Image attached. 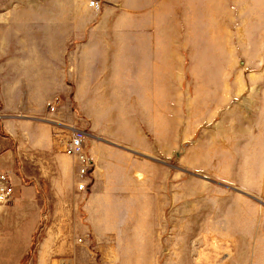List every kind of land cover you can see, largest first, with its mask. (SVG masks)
I'll list each match as a JSON object with an SVG mask.
<instances>
[{"label":"rangeland","instance_id":"rangeland-1","mask_svg":"<svg viewBox=\"0 0 264 264\" xmlns=\"http://www.w3.org/2000/svg\"><path fill=\"white\" fill-rule=\"evenodd\" d=\"M91 1L0 0V154L37 187L0 203V264H264V0ZM115 8L137 47L86 40ZM58 9L53 79L13 31Z\"/></svg>","mask_w":264,"mask_h":264},{"label":"crops","instance_id":"crops-1","mask_svg":"<svg viewBox=\"0 0 264 264\" xmlns=\"http://www.w3.org/2000/svg\"><path fill=\"white\" fill-rule=\"evenodd\" d=\"M31 12H34L36 15V12L39 11ZM104 12V15H110L113 17V22H110L108 19V22L86 26L87 29L89 28V30H85L86 40H93L94 32H101V35L97 37L102 38L103 41L109 39L118 42L112 46L137 47V26L136 24L125 23L124 20V17L135 15L136 12L128 11L125 8L107 9ZM57 14H61L60 9L54 10L53 13L49 11L48 14H45L46 16H53L52 18H45L41 23L38 24H30L28 26V34H22V30L13 31L15 45L23 46L28 43L29 48L34 49L30 56V58L34 60L31 59L30 62L39 63L38 65H46V71L48 75L46 78L53 79L56 78L53 75H55L56 72H59V68L62 63L61 46L63 39L61 25L58 24V18L55 16ZM30 15H33V13ZM95 26L97 27L95 28ZM69 32H71L69 35L70 39L72 38L71 34L75 33L77 35L74 30ZM52 64L54 66L48 67ZM49 73H52V76L49 75ZM55 96L57 95L53 93L50 102L53 101L52 99L56 98ZM68 138L69 136H67V139ZM19 156L20 155H18V152L7 147L6 151L0 154V174L6 173L8 179L10 180L9 183L13 187V200L15 199L16 201L15 205L26 209L29 207L31 208V204L33 205L32 201H30L28 192L31 190L32 186L34 190L37 189V187L35 188V184H30L34 182L33 179H35V176L30 174L29 169H27V163L23 161L24 159L21 160ZM17 166H19V168ZM27 180H32V182H27ZM23 239H27V237Z\"/></svg>","mask_w":264,"mask_h":264},{"label":"built area","instance_id":"built-area-1","mask_svg":"<svg viewBox=\"0 0 264 264\" xmlns=\"http://www.w3.org/2000/svg\"><path fill=\"white\" fill-rule=\"evenodd\" d=\"M91 7H98V2L93 0L89 2ZM53 109V106H51ZM1 118V115H0ZM85 133L81 129L74 128L71 130L69 138L63 144V153L67 156L74 157L79 163L78 176L82 179L87 173L88 168L92 165L91 160L84 153ZM86 183L81 180L78 185V190H85ZM13 200V187L9 183L7 174H0V203H8Z\"/></svg>","mask_w":264,"mask_h":264}]
</instances>
